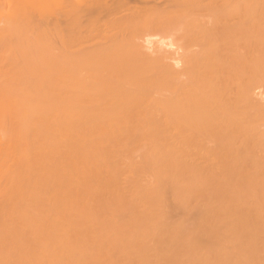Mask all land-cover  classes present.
Here are the masks:
<instances>
[{
  "label": "bare ground",
  "instance_id": "6f19581e",
  "mask_svg": "<svg viewBox=\"0 0 264 264\" xmlns=\"http://www.w3.org/2000/svg\"><path fill=\"white\" fill-rule=\"evenodd\" d=\"M0 264H264V0H0Z\"/></svg>",
  "mask_w": 264,
  "mask_h": 264
},
{
  "label": "rangeland",
  "instance_id": "374dc122",
  "mask_svg": "<svg viewBox=\"0 0 264 264\" xmlns=\"http://www.w3.org/2000/svg\"><path fill=\"white\" fill-rule=\"evenodd\" d=\"M170 197H171V196H170ZM169 200H170V199H169ZM170 202H172V203H170ZM173 203H174V204H173ZM177 203H178V204H177ZM168 204H169L168 207H170L171 205H172V206L169 208L170 210H169L168 207H167V210H165L166 213H164L165 211L162 212V214H163L164 216H161V219H162V217H163V220H164L165 218H166V219H169V218H170L169 220H165V221H167V224H168V223H169L168 225H171V224H172V226H174V224H176V223L179 224V225H175V226L179 227L181 230H182V229L185 230V232H182L183 234H185V233H186V230L189 229V227H190V223H189L190 221H188L187 218H184V219H183V217H181V216H182V215H183V216H186V215H187L186 210H185L186 213H185V215H184V210H183L184 208L182 209V206H181L182 204L179 205V202H176V203L173 202V198H171V201H169ZM175 204H177V206H176ZM178 205H179V206H178ZM180 206H181V208H179ZM174 207H175V208H174ZM177 208H179L178 210H180V211H178ZM172 209H173V210H172ZM181 209H182L183 211H182ZM171 212H172V213H171ZM182 213H183V214H182ZM173 214H174L175 216H174ZM170 215H171V216H170ZM164 217H165V218H164ZM178 218H179V219H178ZM180 218H182L184 221H182V219H180ZM177 219H178V220H177ZM173 220L176 221V223L173 222ZM181 221H182V222H181ZM187 221H188V222H187ZM172 222H173L174 224H173ZM180 224H183V226L180 225ZM187 224H188L189 226H188ZM184 226H185L186 228H185ZM181 227H183V228H181ZM181 230H180V231H181ZM187 231H188V230H187ZM200 240H201V239H200ZM197 243H198V241H197ZM199 244H201L200 241H199ZM198 246H199V245H198Z\"/></svg>",
  "mask_w": 264,
  "mask_h": 264
}]
</instances>
